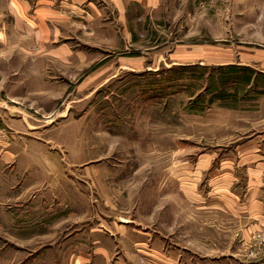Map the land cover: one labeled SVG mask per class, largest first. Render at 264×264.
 <instances>
[{"label": "rangeland", "instance_id": "obj_1", "mask_svg": "<svg viewBox=\"0 0 264 264\" xmlns=\"http://www.w3.org/2000/svg\"><path fill=\"white\" fill-rule=\"evenodd\" d=\"M121 56L134 68L116 61L100 84L62 85L59 74L52 99L0 112V264L71 235L103 238L91 229L118 218L141 226L156 209L162 221L164 194L198 158L220 167L264 152V0H161L148 12L134 2V53L110 58ZM227 64L248 66L250 80L219 75ZM6 148L24 155L7 161Z\"/></svg>", "mask_w": 264, "mask_h": 264}, {"label": "crops", "instance_id": "obj_2", "mask_svg": "<svg viewBox=\"0 0 264 264\" xmlns=\"http://www.w3.org/2000/svg\"><path fill=\"white\" fill-rule=\"evenodd\" d=\"M160 1L0 0V112H26L22 102L40 94L52 99L59 74L62 85L74 84L76 76L100 84L116 66L134 68L133 56L112 60L111 54L134 53V2L148 12ZM22 150L17 153L24 155ZM1 153L7 160L16 152ZM212 159L198 158L194 173L176 174V188L162 198V221L156 209L141 226L118 218L91 229L103 238L70 233L60 246L21 264H202L203 258L207 264H264V152L224 160L220 167H212ZM203 171L205 188L199 185ZM57 202L52 199L54 211L63 207ZM61 213L64 221L74 217L70 210ZM51 220L50 229L57 222ZM81 240L92 246L77 249ZM224 253L229 256L219 260Z\"/></svg>", "mask_w": 264, "mask_h": 264}, {"label": "trees", "instance_id": "obj_3", "mask_svg": "<svg viewBox=\"0 0 264 264\" xmlns=\"http://www.w3.org/2000/svg\"><path fill=\"white\" fill-rule=\"evenodd\" d=\"M218 70L220 71L219 75L227 74L228 78L232 77L235 79H244V81H249L251 76V74H249L248 72L251 71V69L248 66H244V65L227 64L225 66H219ZM222 78L223 76L220 77V79Z\"/></svg>", "mask_w": 264, "mask_h": 264}, {"label": "built area", "instance_id": "obj_4", "mask_svg": "<svg viewBox=\"0 0 264 264\" xmlns=\"http://www.w3.org/2000/svg\"><path fill=\"white\" fill-rule=\"evenodd\" d=\"M258 238H261V235H257ZM252 253V252H251Z\"/></svg>", "mask_w": 264, "mask_h": 264}]
</instances>
